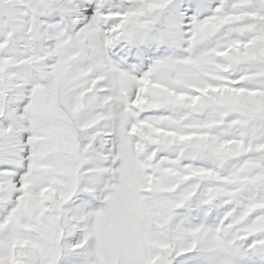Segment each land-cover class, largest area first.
<instances>
[{"label":"snow or ice","instance_id":"6c2138e0","mask_svg":"<svg viewBox=\"0 0 264 264\" xmlns=\"http://www.w3.org/2000/svg\"><path fill=\"white\" fill-rule=\"evenodd\" d=\"M0 264H264V0H0Z\"/></svg>","mask_w":264,"mask_h":264}]
</instances>
